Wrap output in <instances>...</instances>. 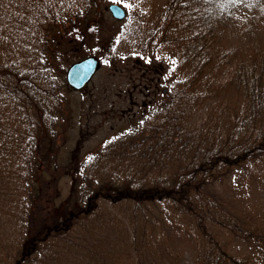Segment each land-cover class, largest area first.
Listing matches in <instances>:
<instances>
[{"label": "trees", "instance_id": "trees-1", "mask_svg": "<svg viewBox=\"0 0 264 264\" xmlns=\"http://www.w3.org/2000/svg\"><path fill=\"white\" fill-rule=\"evenodd\" d=\"M0 1V176L16 190L10 212L17 219L0 235V264H191L185 252L151 238L158 215L190 227L197 240L192 264H247L227 250L223 227L264 247V221L246 228L203 190L236 165L264 157V38L230 50L215 46L236 0H170L150 38L127 48L153 53L155 34L178 23L188 77L71 161L65 211L38 226L33 210L68 108L67 50H88L98 37L100 24L88 15L101 0ZM137 30L130 25L102 43L115 56V42H131ZM221 60L217 70L224 71L201 77L211 93L198 92L199 75ZM237 95L235 111L225 99ZM157 206L162 214L154 213Z\"/></svg>", "mask_w": 264, "mask_h": 264}, {"label": "rangeland", "instance_id": "rangeland-1", "mask_svg": "<svg viewBox=\"0 0 264 264\" xmlns=\"http://www.w3.org/2000/svg\"><path fill=\"white\" fill-rule=\"evenodd\" d=\"M169 1L101 0L96 12L88 15L89 19H93L92 25L95 21L100 24V34L99 30L97 31L98 37L92 40L87 47L88 50L79 52L67 50L68 55H73L69 57L68 66L74 61L92 55L97 58L98 67L83 88L75 89L68 84L65 88L68 108L65 112L64 125L59 127L57 146L46 163L40 188L42 190L39 198L40 206H35L33 210L36 226L38 223L52 221L55 216L65 211L71 189L69 169L71 161L76 160L105 136L137 117L147 101L150 98L159 97L173 81L188 77V68L181 67L182 43L179 42L178 30L174 29L179 26L178 23L173 22L170 25L171 28L166 29L164 35L159 38H157L159 34H155L152 41L158 39L157 42L151 41L155 44V52L142 53L141 56L125 52L128 47L134 48L144 39L150 38V33L157 24V17L165 11ZM112 2L118 3L125 9L123 19H115L111 15L108 5ZM230 7L226 13L229 19L221 25L222 32L217 37L215 46H224L230 50L239 44L247 45L249 42L253 44L259 38L261 40L264 38V0H255V2L236 0ZM1 13L0 7V16ZM139 21L141 24L138 23ZM130 25L138 26L135 33L137 36L126 44L124 41L117 40L114 47L116 54L111 56L112 54L107 52V48L102 43L103 38L110 37L113 32L116 34L120 29ZM223 64L224 61L221 60V64H214L211 70L203 71L196 83L202 84L206 80L203 81L201 78L204 75H210L209 79H211L224 71V67L217 70V65ZM216 70L217 72L213 74ZM196 87L202 88L198 92L211 91L203 84ZM225 100L233 104L235 111L240 108L239 95ZM203 108L206 109V105ZM2 176H0V235L12 232L5 222L10 221L14 226L17 221L16 216L10 212L16 211L13 203L16 190L9 181H4L7 180V175ZM6 185L10 188L5 189ZM203 190L217 206L230 210V213L246 228L255 229L257 223L264 221V157H255L249 162L236 165L204 183ZM36 200L38 204V199ZM16 204H18L17 200ZM38 209L40 211L37 214ZM158 212L162 214L159 206L154 213ZM151 227L152 239L162 238L173 250L185 252L184 262L193 263V255L191 256L190 253H194L197 240L191 234L190 227L188 228L184 223L175 222V219L166 220L159 215L157 221L152 222ZM222 229L220 234L227 240L229 253L246 259L247 264H264V247L250 237L228 230L226 227Z\"/></svg>", "mask_w": 264, "mask_h": 264}, {"label": "water", "instance_id": "water-1", "mask_svg": "<svg viewBox=\"0 0 264 264\" xmlns=\"http://www.w3.org/2000/svg\"><path fill=\"white\" fill-rule=\"evenodd\" d=\"M108 10L116 19L125 16V9L118 3L112 2L108 5ZM98 67V60L92 55L85 56L72 62L66 69L65 78L69 86L75 89L83 88L92 78Z\"/></svg>", "mask_w": 264, "mask_h": 264}]
</instances>
